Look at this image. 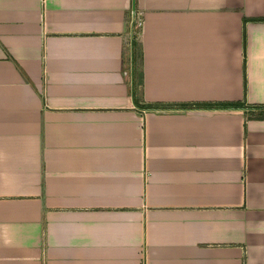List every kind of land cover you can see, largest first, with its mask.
<instances>
[{
    "label": "crops",
    "instance_id": "crops-1",
    "mask_svg": "<svg viewBox=\"0 0 264 264\" xmlns=\"http://www.w3.org/2000/svg\"><path fill=\"white\" fill-rule=\"evenodd\" d=\"M249 114L264 0H0V264H264Z\"/></svg>",
    "mask_w": 264,
    "mask_h": 264
},
{
    "label": "trees",
    "instance_id": "trees-1",
    "mask_svg": "<svg viewBox=\"0 0 264 264\" xmlns=\"http://www.w3.org/2000/svg\"><path fill=\"white\" fill-rule=\"evenodd\" d=\"M136 23H134L133 26H135ZM130 58H129V61L130 63L132 64V67L134 68L135 64H137V60L141 62V58H139L138 56V53H137V50L139 49L140 47V44L137 42V39H136V32H133V35H132V40H131V43H130ZM139 63V62H138ZM140 65V63H139ZM249 117L250 118H253V117H256V118H264V114L263 115H253V114H249Z\"/></svg>",
    "mask_w": 264,
    "mask_h": 264
},
{
    "label": "rangeland",
    "instance_id": "rangeland-1",
    "mask_svg": "<svg viewBox=\"0 0 264 264\" xmlns=\"http://www.w3.org/2000/svg\"><path fill=\"white\" fill-rule=\"evenodd\" d=\"M138 62H139V61L137 60V64H136V65H137V66H136V67H137V68H136V73H137V74H138L139 69H140V68H139V63H138Z\"/></svg>",
    "mask_w": 264,
    "mask_h": 264
},
{
    "label": "water",
    "instance_id": "water-1",
    "mask_svg": "<svg viewBox=\"0 0 264 264\" xmlns=\"http://www.w3.org/2000/svg\"><path fill=\"white\" fill-rule=\"evenodd\" d=\"M133 14H134V3L132 4Z\"/></svg>",
    "mask_w": 264,
    "mask_h": 264
}]
</instances>
